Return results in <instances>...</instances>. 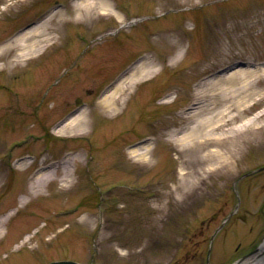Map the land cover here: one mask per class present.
<instances>
[{
    "label": "rangeland",
    "instance_id": "374dc122",
    "mask_svg": "<svg viewBox=\"0 0 264 264\" xmlns=\"http://www.w3.org/2000/svg\"><path fill=\"white\" fill-rule=\"evenodd\" d=\"M63 1L65 4L58 6L55 0H28L15 11L8 4L9 0H0V41L14 27L31 23L47 6L50 9L45 14L56 8V11L61 10L56 20L65 19L56 31L59 43L48 49L47 59L45 55L42 61L30 58L13 63L7 57L0 59L6 71H0V82L6 85L0 88V213L13 212L12 219L9 217L2 227L5 236L0 232V264H46L61 258L82 262L93 259L100 264H206L204 256L212 232L234 207H238L237 212L214 242L211 263L233 259L252 248L253 242L250 245L247 236L250 227H254L255 236L258 234V242L264 233L260 208L264 205V170L251 172L264 164V126L259 130L254 126L245 130L243 148L233 157L229 170L209 174L200 181L198 188L192 187L183 196L171 192L180 183L181 167L189 170L194 164L197 150L181 151L166 140L173 129L187 121L189 111L184 108L200 101V93L207 94L201 87L216 79L218 71L224 70L222 75L241 63L264 62V0H149L157 9L156 15L169 7L181 10L157 15L156 19L149 17L153 21L145 20L131 28L120 29L114 27L111 14L100 15L99 7L91 11L92 19L71 26L69 23L75 20L77 11L75 0ZM110 1L120 8L124 6L121 3H126L123 11L127 14L132 8L137 10L139 4L140 15H151L144 7L145 0ZM4 5L8 11L3 9ZM255 20L259 23L248 28V23ZM111 29H118L119 33L107 34L108 39L103 43L108 48L122 47L98 57L106 60L103 67L96 57L92 58L93 67L91 54L87 55V37L85 41L78 40L83 34ZM126 44L135 51L143 52L144 48L149 53L150 62L157 67V72L153 73L155 77L147 82H142L144 78L137 80L128 88L115 112L94 105L87 107L91 123L86 134L52 135V125L64 116L63 111L74 107L76 97L84 96L94 102L103 89L98 77L101 80L114 77L135 57L136 52L126 49ZM54 52L58 54L49 56ZM177 52L181 53L180 57L172 59ZM70 53L74 64L66 81L46 94L48 83L45 78L38 77H43L48 69L42 68L56 59L60 65L69 59ZM60 76L62 74L56 78L57 83ZM85 88L92 89V93L85 95ZM261 89L264 90V86ZM263 107L264 103L256 104L248 116ZM260 120L264 121V115ZM147 132H154L159 141L151 144L147 162L140 164L136 156L129 154L126 143ZM10 148L12 155L7 153ZM67 150L81 155L79 161L73 162L72 184L65 186L59 179L54 180L41 194H31L22 203L21 196L28 192L32 171L41 165V155L59 160ZM21 153L35 158L32 167L20 169L14 163ZM121 186H125L123 190L115 191ZM127 187L137 190L131 192ZM120 201H124L125 206L119 205ZM100 207H108L107 227L105 224L98 227L103 219L95 211ZM127 211L138 215L164 213L166 216L152 227L148 224L145 234L142 232L135 239H127L117 222ZM212 216L216 220L207 227V219ZM89 217L94 218V222L92 218L87 220ZM47 220L48 224L41 222ZM66 222H70L72 228L60 234V238L56 233L53 241L47 243L45 236ZM141 227L127 224L126 232L129 237L137 236ZM28 232L36 233L35 237L22 242ZM249 234L251 238V232ZM90 235L97 237L94 241L97 250L92 248ZM17 243L22 244L17 250L21 253L11 248ZM220 244L231 247V257L218 256ZM107 245L114 247L116 256L113 255L116 251H108Z\"/></svg>",
    "mask_w": 264,
    "mask_h": 264
},
{
    "label": "bare ground",
    "instance_id": "6f19581e",
    "mask_svg": "<svg viewBox=\"0 0 264 264\" xmlns=\"http://www.w3.org/2000/svg\"><path fill=\"white\" fill-rule=\"evenodd\" d=\"M27 1L9 0L8 4L12 5L11 7H14L13 10L16 11L18 6ZM97 7L101 13L106 14L111 9L115 10L110 0H75L74 9L77 11L74 16L78 21H89L92 19L93 12L91 13V11ZM3 9L9 10L6 5L3 6ZM58 11H51L40 17V20L21 26L0 41V59L7 57L9 61L18 63L25 58L41 53L47 42L53 40L58 42L56 31L61 28L63 21H65V19L56 20ZM117 17L122 20L121 16L117 15ZM141 20L139 17H134L133 19H126V23L131 25ZM247 20L250 21V19ZM262 20L264 21V15ZM66 22H68L67 19ZM257 23L259 20L249 22L248 28ZM262 25L264 27V23ZM180 54L177 52L172 59H177ZM148 59H142L133 64L121 75L120 79L108 85L96 97L94 105L108 112L118 110L126 90L138 79L155 71V64ZM245 65L227 71L225 74H219L216 79L204 83L201 89L205 90L207 94L200 93V104L192 107L187 114V121L182 126L173 129L167 137V140L179 147L181 151L193 148L197 150L191 168L187 170L185 167H181L180 183L175 185L172 194L183 196L192 187L198 188L200 181L207 178L209 174L218 170H229L233 157L243 148L242 144L246 140L243 138L245 130L252 126L255 130H259L264 126V121L261 122L260 120L264 115V107L257 113L248 116L253 106L264 103V90L261 89L264 86V62H260V64L250 62ZM208 92H212V95L208 96ZM90 123V118L84 108L77 111L72 110L52 126L51 133L61 137L83 135L89 131L87 127ZM150 149L151 143L137 145L129 149V154L133 157L136 156L138 161L144 163L147 162ZM80 156L78 152L74 153L73 150L65 152L59 160L48 155H41V165L39 164L40 166L33 170L28 192L21 196L22 203H25L26 197L31 194H41L43 188L54 180L59 179L65 186L72 184L73 162L79 161ZM34 162H36L35 158L29 156H23L16 160L20 169L32 167ZM154 199L157 200L158 196ZM155 209L158 210V207ZM11 213L0 215L1 233H3L4 223ZM102 214L104 215L105 211ZM164 216L166 214L163 213L153 216L151 219L147 215H136L135 212L128 211L126 215L122 216L119 224H134L135 220H139L140 223L135 224L142 226L146 218L151 219L152 225H156L155 223L163 219ZM91 218L89 217L87 220L91 221ZM92 222H94V218H92ZM143 227L137 230L138 233L144 230ZM25 236L26 239L30 238L28 235ZM123 236L129 238L128 233H124ZM239 264H264V240L256 252Z\"/></svg>",
    "mask_w": 264,
    "mask_h": 264
}]
</instances>
